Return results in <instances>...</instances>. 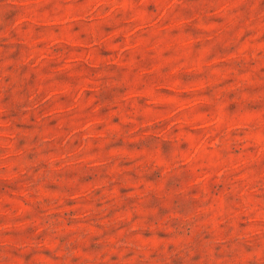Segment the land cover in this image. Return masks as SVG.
<instances>
[{"label":"rangeland","instance_id":"obj_1","mask_svg":"<svg viewBox=\"0 0 264 264\" xmlns=\"http://www.w3.org/2000/svg\"><path fill=\"white\" fill-rule=\"evenodd\" d=\"M0 264H264V0H0Z\"/></svg>","mask_w":264,"mask_h":264}]
</instances>
